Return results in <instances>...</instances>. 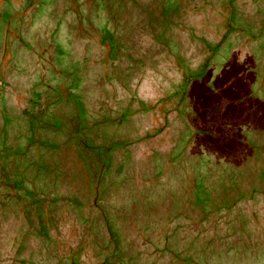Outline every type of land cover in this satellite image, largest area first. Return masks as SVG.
<instances>
[{
    "label": "rangeland",
    "instance_id": "1",
    "mask_svg": "<svg viewBox=\"0 0 264 264\" xmlns=\"http://www.w3.org/2000/svg\"><path fill=\"white\" fill-rule=\"evenodd\" d=\"M17 2L0 264H264V0Z\"/></svg>",
    "mask_w": 264,
    "mask_h": 264
},
{
    "label": "flooded vegetation",
    "instance_id": "2",
    "mask_svg": "<svg viewBox=\"0 0 264 264\" xmlns=\"http://www.w3.org/2000/svg\"><path fill=\"white\" fill-rule=\"evenodd\" d=\"M12 1V3H14L15 5H16V8H18V0H11ZM4 3H5V0H0V9H2V7H3V5H4ZM34 9V6H32V7H29L28 9H26L28 12H31L32 10ZM26 11V12H27ZM2 15V13H1V10H0V16ZM8 32H9V29H8V27L6 28V30H5V35H7L8 34ZM6 43H7V41H4V45L3 46H6ZM8 49H9V47H8ZM1 56H2V61H4V64H5V62L7 61V48H5L4 49V51L1 53ZM8 68L9 69V67L7 66V65H5L4 66V68ZM3 69V68H2ZM4 71H5V69H3ZM6 72V71H5ZM182 89H184V88H182ZM180 90V92L179 93H184V91L183 90Z\"/></svg>",
    "mask_w": 264,
    "mask_h": 264
}]
</instances>
